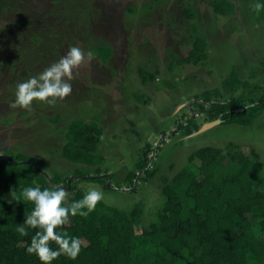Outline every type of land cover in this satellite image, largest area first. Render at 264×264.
<instances>
[{
	"label": "trees",
	"instance_id": "1",
	"mask_svg": "<svg viewBox=\"0 0 264 264\" xmlns=\"http://www.w3.org/2000/svg\"><path fill=\"white\" fill-rule=\"evenodd\" d=\"M13 1L0 0V15L8 10L21 12ZM256 3L257 0H250L246 7L250 16L260 21L264 19V8L256 10ZM208 4L214 17L236 13L234 0H208ZM60 5L66 21L69 20L71 6L66 7L63 2ZM80 8L75 6V10ZM129 10H134L133 5ZM48 14L53 16V22L65 20L63 15L54 20L53 14L56 16L57 12L52 8ZM183 14L189 20L195 19L194 5L185 4ZM22 22L26 29L17 30L15 44L0 43L2 49L12 44L7 47L15 55L10 54L12 58L9 55L7 64L15 73L22 70L29 73L35 67H27L24 62L19 64L16 57L19 58L20 52L25 54L26 60L35 63L34 56L48 54L51 36L57 35L52 32L53 24L41 18L35 19L34 24ZM190 29L187 42L191 48L184 58H177L170 69H177L181 63L199 65L208 58L207 39L194 22H190ZM90 50L103 61L112 53L111 48L103 44L92 46ZM137 71L143 84L159 77L158 67L148 70L138 66ZM159 83L170 84L164 80ZM222 84L234 93L240 86L244 88L239 94L224 98L218 91L196 94L188 104L190 108L195 105L196 110L181 111L177 115V130L164 131L163 135L191 137L201 133L197 131L203 123L214 120L250 125L264 110V83L243 84L232 70ZM196 111L203 114V120L193 115ZM101 117L100 114L90 118L72 117L61 128L65 140L56 151L67 163L65 170L21 149L0 148V264H41L35 254L26 252L37 230L29 228L27 235L19 231L25 216L34 207L23 198L26 187L40 186L42 190L62 187L66 190L64 206L81 200L89 191L80 185L82 180L97 181L105 190L122 187L118 171H111L100 148L105 133ZM48 119L58 122L60 117ZM164 141L146 142L137 147L133 164L122 178L126 188L133 186L139 173L140 181L153 182L154 197L159 199L152 216L143 219L145 205L141 201L120 208L103 200L86 216L70 214L66 223L56 230L79 237L80 253L75 259L60 255L51 264H264V165L259 152L254 147L246 152L239 143L230 141L225 146L194 147L183 163L178 158L161 165L156 155ZM109 179L111 187L106 185ZM114 179H119L114 184L116 188L112 184ZM67 185L69 187L65 188ZM50 246L57 247L54 241H50Z\"/></svg>",
	"mask_w": 264,
	"mask_h": 264
},
{
	"label": "rangeland",
	"instance_id": "2",
	"mask_svg": "<svg viewBox=\"0 0 264 264\" xmlns=\"http://www.w3.org/2000/svg\"><path fill=\"white\" fill-rule=\"evenodd\" d=\"M249 1L234 0L236 13L226 17H214L208 0L13 1L22 10L20 13L8 10L0 15V43L15 44L17 30L26 29L22 20L34 24L35 19L41 18L53 24L52 32L57 35L51 36L48 54L34 56L35 63L26 60L23 52L19 53L20 59L16 57L19 64L35 66L29 73L9 70L7 63L10 56L15 55L8 49L12 44L0 47V148L21 149L65 170L67 163L56 151L65 140L61 128L72 117L90 118L100 114L105 132L100 148L111 171H118L122 187L105 190L99 182L87 180H82L80 185L89 191L94 188L102 191L104 202L120 208L141 201L145 205V220L158 206L159 197H154L153 182L138 179L137 184L134 181V188H126L122 178L133 164L136 148L146 142L156 140L159 144L165 139L156 155L161 165L178 158L183 163L194 147L225 146L230 141L239 143L246 152L254 147L264 165V110L250 125L218 122L184 139L176 134L163 135L164 131L177 130V115L181 111L196 110L195 105L192 109L188 106L196 94L218 91L224 98L242 92L243 86L234 93L222 84L232 70L243 84L264 83V19L257 21L250 16L246 7ZM62 2L73 10L67 21ZM185 4L194 5L195 19L184 16ZM131 5L133 11L129 10ZM75 6L81 8L75 10ZM51 8L57 12L56 16L53 14L54 20L59 15L65 16V20L53 22V16L48 14ZM190 22H194L207 39L209 56L202 64L181 63L177 69H170L169 66L177 58H184L191 48L187 42ZM99 44L110 47L111 55L103 61L93 54L91 59H85L73 69L72 92L68 96L52 104L34 100L29 108L11 106L17 84L43 72L72 46L87 53ZM138 66L148 70L158 67V79L143 84ZM160 80L170 84L159 83ZM247 90L248 87L244 89L246 94ZM193 115L203 120L200 112ZM50 116L60 119L52 122L48 119ZM180 140L184 142L181 144ZM118 180H113L115 188Z\"/></svg>",
	"mask_w": 264,
	"mask_h": 264
},
{
	"label": "clouds",
	"instance_id": "3",
	"mask_svg": "<svg viewBox=\"0 0 264 264\" xmlns=\"http://www.w3.org/2000/svg\"><path fill=\"white\" fill-rule=\"evenodd\" d=\"M254 8L256 10L264 8V0H257ZM92 55L91 51L85 53L80 47H70L65 55L43 72L17 84L15 99L11 106L29 108L34 100L52 104L56 99L65 98L72 92L70 81L74 79L73 69L85 59H91ZM65 197L66 190L62 187L42 190L40 186H35L23 190V198L30 201L34 207L30 214L25 216L19 231L27 235L29 228L37 230L26 252L35 254L41 264H51L60 255L72 259L79 255L80 238L61 234L56 230L57 226L65 224L70 214L88 215L103 199V193L94 188L70 206H64ZM50 241H54L57 247L52 248Z\"/></svg>",
	"mask_w": 264,
	"mask_h": 264
},
{
	"label": "water",
	"instance_id": "4",
	"mask_svg": "<svg viewBox=\"0 0 264 264\" xmlns=\"http://www.w3.org/2000/svg\"><path fill=\"white\" fill-rule=\"evenodd\" d=\"M218 122H219V120H214V121H211V122H206V123H204V124L199 128V130L197 131V133H198V132H202V131L208 129L209 127L213 126L214 124H216V123H218ZM139 175H140V173L137 175L136 180H135V183L137 182ZM70 180H71V178H69V179L67 180V182L69 183ZM107 186H108V187H111V185H110V179L107 181ZM68 187H69V186L67 185L65 188H68ZM133 188H134V186H133ZM124 190H125V189H124ZM126 190H128V189H126Z\"/></svg>",
	"mask_w": 264,
	"mask_h": 264
}]
</instances>
